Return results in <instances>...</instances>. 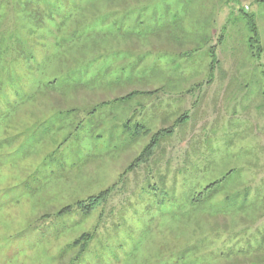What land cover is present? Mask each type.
I'll return each mask as SVG.
<instances>
[{"label":"rangeland","instance_id":"obj_1","mask_svg":"<svg viewBox=\"0 0 264 264\" xmlns=\"http://www.w3.org/2000/svg\"><path fill=\"white\" fill-rule=\"evenodd\" d=\"M85 234L80 264H264V0H0V264Z\"/></svg>","mask_w":264,"mask_h":264},{"label":"trees","instance_id":"obj_2","mask_svg":"<svg viewBox=\"0 0 264 264\" xmlns=\"http://www.w3.org/2000/svg\"><path fill=\"white\" fill-rule=\"evenodd\" d=\"M22 50V48L20 49ZM24 54L25 52L22 51ZM31 58L35 59V56L30 54ZM9 73V71H8ZM58 78H54L49 81L50 85H55L57 83ZM126 97H123L125 99ZM117 100V99H116ZM110 195V191H106L103 193H100L98 195L90 196L85 200H79L76 203L72 205L65 206L60 211H58L55 215L56 216H63L65 214H72L76 211L84 214V215H90L94 210L104 201L107 200L108 196ZM92 237L89 234L82 235L79 239H77L73 245L75 249H77L78 253L75 255V257H72L68 264H80L82 260V254L87 250L89 243L91 241Z\"/></svg>","mask_w":264,"mask_h":264}]
</instances>
